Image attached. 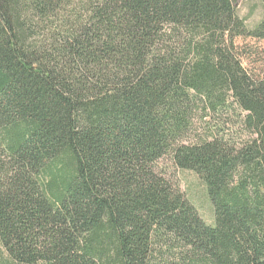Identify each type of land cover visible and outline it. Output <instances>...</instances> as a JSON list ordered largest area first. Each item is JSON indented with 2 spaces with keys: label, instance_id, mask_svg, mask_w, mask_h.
<instances>
[{
  "label": "trees",
  "instance_id": "1",
  "mask_svg": "<svg viewBox=\"0 0 264 264\" xmlns=\"http://www.w3.org/2000/svg\"><path fill=\"white\" fill-rule=\"evenodd\" d=\"M238 2L0 0V264H264V47L239 43L264 18ZM233 106L248 140L183 143Z\"/></svg>",
  "mask_w": 264,
  "mask_h": 264
},
{
  "label": "rangeland",
  "instance_id": "2",
  "mask_svg": "<svg viewBox=\"0 0 264 264\" xmlns=\"http://www.w3.org/2000/svg\"><path fill=\"white\" fill-rule=\"evenodd\" d=\"M237 14L245 20L246 26L250 30L254 29L264 18V4L262 0H239ZM239 43L244 44L252 52L250 58L252 60L258 58V54L261 55L259 49L264 47V43H249V41H239ZM246 64L255 70L261 68V64L247 61ZM245 115L237 106H233L228 112L212 114L203 119L198 117L194 120L192 131L183 143L195 144L212 135H220L225 136L232 143L240 144L251 136L245 132L243 127L242 121ZM156 170L181 190L208 225L215 226L214 208L209 199L207 188L195 173L179 169L172 161L171 156L159 161L156 164ZM3 257L6 263L11 264L5 255Z\"/></svg>",
  "mask_w": 264,
  "mask_h": 264
}]
</instances>
